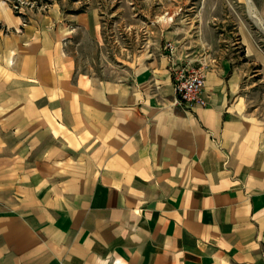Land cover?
<instances>
[{"label":"crops","instance_id":"obj_1","mask_svg":"<svg viewBox=\"0 0 264 264\" xmlns=\"http://www.w3.org/2000/svg\"><path fill=\"white\" fill-rule=\"evenodd\" d=\"M188 22L174 58L207 63L182 102L167 49L85 72L94 9L0 2V264H264V0ZM238 7V6H237ZM209 11V12H210ZM263 110V109H262Z\"/></svg>","mask_w":264,"mask_h":264},{"label":"rangeland","instance_id":"obj_2","mask_svg":"<svg viewBox=\"0 0 264 264\" xmlns=\"http://www.w3.org/2000/svg\"><path fill=\"white\" fill-rule=\"evenodd\" d=\"M18 11L45 13L51 6L61 11L77 13L94 9L100 34L77 29L72 37L71 51L79 68L85 72L114 74L137 57L148 52L167 49V43L181 38L188 22L197 16H209L211 11L199 6H214L218 11L220 32L234 38L227 25L228 15L244 19L239 6H254L253 0H0ZM238 6V7H237ZM210 11V12H209ZM178 45V43H177ZM253 104L264 111V93L257 90Z\"/></svg>","mask_w":264,"mask_h":264},{"label":"built area","instance_id":"obj_3","mask_svg":"<svg viewBox=\"0 0 264 264\" xmlns=\"http://www.w3.org/2000/svg\"><path fill=\"white\" fill-rule=\"evenodd\" d=\"M167 47L172 57L171 71L180 100L189 106L205 105L206 102L201 96V89L205 82L204 70L207 67V63L200 61L199 65H195L190 59L179 63L174 58L177 52V45L174 42H168Z\"/></svg>","mask_w":264,"mask_h":264}]
</instances>
